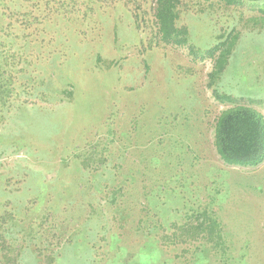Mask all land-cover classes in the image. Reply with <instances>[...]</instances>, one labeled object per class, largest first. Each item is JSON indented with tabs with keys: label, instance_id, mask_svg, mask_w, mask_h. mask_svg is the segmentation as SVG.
<instances>
[{
	"label": "rangeland",
	"instance_id": "rangeland-1",
	"mask_svg": "<svg viewBox=\"0 0 264 264\" xmlns=\"http://www.w3.org/2000/svg\"><path fill=\"white\" fill-rule=\"evenodd\" d=\"M153 4L107 5L65 45L69 79L34 81L0 124V264H264V160L230 165L214 145L223 109L264 116V0H182L194 51L154 37ZM229 33L220 100L201 56Z\"/></svg>",
	"mask_w": 264,
	"mask_h": 264
},
{
	"label": "trees",
	"instance_id": "trees-1",
	"mask_svg": "<svg viewBox=\"0 0 264 264\" xmlns=\"http://www.w3.org/2000/svg\"><path fill=\"white\" fill-rule=\"evenodd\" d=\"M153 1L151 20L155 25L152 31L154 37L163 44L188 45L189 50L194 51V47L189 44L186 26L177 24L182 0ZM110 3L132 14V18L138 17L137 9L129 7L139 4V0H0V124L5 121L13 103L16 102L18 108L25 105L19 99L21 92L30 85L34 86V81L37 85H44V89L49 92L46 80L53 83L58 77L69 79L66 75L68 59L64 57L75 54L79 36H91L89 31H93L94 35V30L99 27L97 20H103ZM258 19L264 23V17L253 18L256 21ZM237 38L238 33H229L225 39L207 48L201 56L214 60L207 85L213 87V94L220 100L231 99L230 95L219 94L214 85L226 66ZM67 43L73 46L64 55L62 51H65ZM0 137H3L1 133ZM214 145L227 164H259L264 160L263 114L245 104L223 109L215 121ZM0 151L3 152L2 149ZM89 159L84 155L82 165L87 166ZM114 166L112 170L108 169L110 178L106 179L104 185L109 186L111 183L113 189L117 190L120 188L118 182L124 180L119 178L116 170L118 164ZM4 216L12 219L14 213L5 212L1 216L7 222ZM41 217L46 218V214ZM208 226L211 227L210 222L205 227ZM50 259L51 255L47 257V262H51Z\"/></svg>",
	"mask_w": 264,
	"mask_h": 264
}]
</instances>
